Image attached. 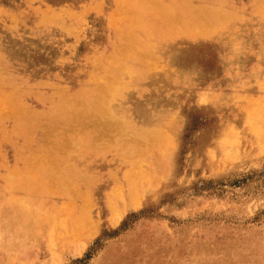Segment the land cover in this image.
I'll list each match as a JSON object with an SVG mask.
<instances>
[{
	"label": "rangeland",
	"instance_id": "rangeland-1",
	"mask_svg": "<svg viewBox=\"0 0 264 264\" xmlns=\"http://www.w3.org/2000/svg\"><path fill=\"white\" fill-rule=\"evenodd\" d=\"M262 108L264 0H0V264H264Z\"/></svg>",
	"mask_w": 264,
	"mask_h": 264
},
{
	"label": "bare ground",
	"instance_id": "bare-ground-1",
	"mask_svg": "<svg viewBox=\"0 0 264 264\" xmlns=\"http://www.w3.org/2000/svg\"><path fill=\"white\" fill-rule=\"evenodd\" d=\"M240 18V17H239ZM213 22V21H212ZM209 27V26H208ZM238 27V26H237ZM230 30V29H229ZM262 31V30H261ZM168 40V39H167ZM199 43H201V42H199ZM163 97V96H162ZM260 110V109H259ZM262 110H264L263 108H262ZM261 112H263V111H261ZM262 114V113H261ZM259 118V117H258Z\"/></svg>",
	"mask_w": 264,
	"mask_h": 264
},
{
	"label": "trees",
	"instance_id": "trees-1",
	"mask_svg": "<svg viewBox=\"0 0 264 264\" xmlns=\"http://www.w3.org/2000/svg\"><path fill=\"white\" fill-rule=\"evenodd\" d=\"M88 257V256H87Z\"/></svg>",
	"mask_w": 264,
	"mask_h": 264
}]
</instances>
